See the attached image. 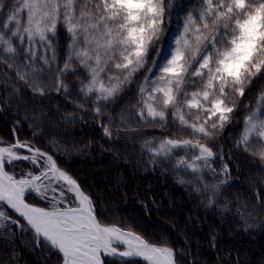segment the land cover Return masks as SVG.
<instances>
[{"label":"snow or ice","instance_id":"1","mask_svg":"<svg viewBox=\"0 0 264 264\" xmlns=\"http://www.w3.org/2000/svg\"><path fill=\"white\" fill-rule=\"evenodd\" d=\"M174 15L182 17L176 32ZM60 26L69 36L62 66L53 43ZM0 65V75L16 77L5 101L9 106L24 102V88L40 98L54 91L76 109L91 104L93 119L109 138L113 126L135 131L133 118L167 128L170 116L178 135L145 140L141 150L154 167L166 162L174 171L190 173L191 179L177 182L206 196L209 209L230 208L228 201L217 203L230 167L212 142L232 122L252 84L264 79V0H195L191 7L176 0H0ZM140 73L143 79L119 124L111 116L106 124L108 105ZM244 108L234 147L264 165V89L255 106L249 102ZM33 109L39 115L29 119L39 124L43 109ZM65 118L75 120L76 113ZM18 125L11 142L0 137V230L30 231L37 247L59 254L60 264H178L168 243L102 219L92 197L52 154L19 138ZM18 161L30 167L18 171ZM209 174L224 179L211 183L205 179ZM238 207L247 223L249 205Z\"/></svg>","mask_w":264,"mask_h":264},{"label":"trees","instance_id":"2","mask_svg":"<svg viewBox=\"0 0 264 264\" xmlns=\"http://www.w3.org/2000/svg\"><path fill=\"white\" fill-rule=\"evenodd\" d=\"M176 2L191 7L195 0ZM7 3L11 4L12 0ZM181 23L182 17L178 19L174 15L172 32H176ZM68 42L69 36L60 26L53 40L60 66L64 63ZM155 54V51L150 54L149 66ZM143 75L138 74L130 88L108 105L104 116L106 124L108 116L119 124L121 111L130 106ZM15 79L14 72L0 75V108L4 109L0 111V137L11 142L13 126L19 121L16 133L19 138L33 141L36 147L52 154L58 165L92 197L102 219L168 243L176 250L178 264H264V165L234 147V138L247 115L244 105L252 102L255 106L259 91L264 89V79L252 84L233 114L232 122L212 142L217 153L223 152L230 167L229 183L217 203L228 201L230 208L211 209L205 206L206 196L198 195L188 184L177 182L182 176L191 179L190 173L183 169L174 171L166 162H157L154 167L149 153L141 150L145 140L158 141L164 136L178 135L170 116L167 128L143 124L133 118L130 123L136 127L135 131L113 126V135L109 138L93 119L91 104L87 110L76 109L69 98L54 91L40 98L24 88V102L19 107L9 106L5 101L13 88L11 81ZM73 80V74L69 73L67 81ZM72 91L75 96V89ZM33 105L43 109L39 124L29 119L39 115ZM73 112L75 120L65 118ZM16 166L18 171L30 167L25 161L16 162ZM214 166L221 167L219 155ZM205 179L216 183L224 177L214 179L209 174ZM29 199L44 206L38 199ZM244 203L252 213L247 223L240 218L238 207ZM0 264H60V257L43 244L37 247L30 231L21 234L15 229V234L10 235L0 230ZM109 264H120V261L110 260Z\"/></svg>","mask_w":264,"mask_h":264},{"label":"rangeland","instance_id":"3","mask_svg":"<svg viewBox=\"0 0 264 264\" xmlns=\"http://www.w3.org/2000/svg\"><path fill=\"white\" fill-rule=\"evenodd\" d=\"M40 53H41V55L43 54V49H40ZM49 55H50V53H49ZM93 173H94V170H91ZM33 197H34V194H33Z\"/></svg>","mask_w":264,"mask_h":264},{"label":"water","instance_id":"4","mask_svg":"<svg viewBox=\"0 0 264 264\" xmlns=\"http://www.w3.org/2000/svg\"><path fill=\"white\" fill-rule=\"evenodd\" d=\"M131 261H133V262H137L136 260H131Z\"/></svg>","mask_w":264,"mask_h":264},{"label":"bare ground","instance_id":"5","mask_svg":"<svg viewBox=\"0 0 264 264\" xmlns=\"http://www.w3.org/2000/svg\"><path fill=\"white\" fill-rule=\"evenodd\" d=\"M30 234H32V233L30 232Z\"/></svg>","mask_w":264,"mask_h":264}]
</instances>
